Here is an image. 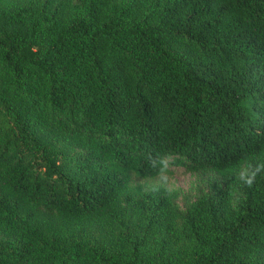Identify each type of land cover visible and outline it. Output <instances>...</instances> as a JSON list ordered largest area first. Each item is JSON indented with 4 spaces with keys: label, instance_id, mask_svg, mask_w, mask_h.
<instances>
[{
    "label": "trees",
    "instance_id": "1",
    "mask_svg": "<svg viewBox=\"0 0 264 264\" xmlns=\"http://www.w3.org/2000/svg\"><path fill=\"white\" fill-rule=\"evenodd\" d=\"M0 264H264V0H0Z\"/></svg>",
    "mask_w": 264,
    "mask_h": 264
},
{
    "label": "rangeland",
    "instance_id": "2",
    "mask_svg": "<svg viewBox=\"0 0 264 264\" xmlns=\"http://www.w3.org/2000/svg\"><path fill=\"white\" fill-rule=\"evenodd\" d=\"M170 171H167L160 176L152 179H144L141 177H134V181L137 184L142 185H163L167 187L168 189L175 190L180 189L181 195L180 198L182 199L183 193H190L191 195H194L196 187L201 184L208 187L207 181L205 177L207 178L208 175H199L195 174L193 172H187L184 167L182 166H171ZM182 202V200H180Z\"/></svg>",
    "mask_w": 264,
    "mask_h": 264
},
{
    "label": "clouds",
    "instance_id": "3",
    "mask_svg": "<svg viewBox=\"0 0 264 264\" xmlns=\"http://www.w3.org/2000/svg\"><path fill=\"white\" fill-rule=\"evenodd\" d=\"M160 163H161L162 168H163V167H166V161H165L163 158H161ZM248 182H249V183L251 182V179H250V178L248 179Z\"/></svg>",
    "mask_w": 264,
    "mask_h": 264
}]
</instances>
